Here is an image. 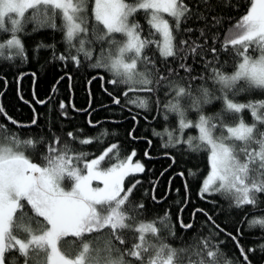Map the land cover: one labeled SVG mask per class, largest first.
Masks as SVG:
<instances>
[{
    "label": "snow or ice",
    "instance_id": "1",
    "mask_svg": "<svg viewBox=\"0 0 264 264\" xmlns=\"http://www.w3.org/2000/svg\"><path fill=\"white\" fill-rule=\"evenodd\" d=\"M243 7L240 19L221 38V25L231 19L224 13L230 8L236 10L232 0H0V33L8 34L0 41V59L26 61L22 39L26 26L34 24L33 31L56 29L57 16L67 54L56 56L54 44L40 43L37 50L51 48L57 59L79 66L81 55L92 59L96 42L107 43L108 48H102L90 66L110 72L113 78L108 82L125 86L124 97L129 92L148 94L135 95L127 103L147 110L152 101L165 120L170 113L178 117L176 130H153L155 136L168 137L163 146L186 145L191 152L209 153L210 171L202 182L201 198L218 193L236 208L255 206L258 194H264V100L240 103L236 97L264 92V0H247ZM137 13L143 14L149 26L146 35L134 19ZM152 46L163 58L159 66L145 51ZM222 56L232 58L231 71H225L228 60ZM200 64L202 73L194 67ZM161 89L170 98L163 112L158 96L153 100ZM215 101L222 104L220 112L206 115L205 107ZM113 102L120 104V99L113 98ZM60 108H65L63 102ZM245 109L253 117L250 124L241 116ZM189 112L196 113L195 122L189 119ZM0 115L17 127H39L35 111L29 125L8 117L2 105ZM89 125L96 126L91 120ZM188 127L197 128L199 135L185 139L183 130ZM67 136L84 145L107 137L108 132L83 139L73 132ZM41 146L46 153L43 164L25 155L28 148L35 151ZM135 156L133 150L121 159L119 146L113 143L89 159V153L61 144L54 133L50 141L42 136L21 141L0 124V264H18L11 253H17L22 264H233L222 251V242H214L224 229L204 209H194L192 221L201 213L217 231L193 237V243L182 248L170 246L159 235L157 223L171 231L167 214L159 221L138 219L145 206L143 202L133 204L130 197L140 181L130 180L127 187L124 183L126 177L144 171L141 162L133 163ZM195 175L189 170V176ZM152 199L156 201L155 195ZM248 224L264 228V219L254 218ZM180 227L187 231L193 222L185 224L181 219ZM125 231L134 233L130 245H126ZM93 233L97 241L104 238L103 249L93 248L92 239L86 238ZM226 235L236 243L246 264H251L237 239L239 229L237 236ZM68 237L80 239L75 254L61 250V240ZM259 248L264 250V244Z\"/></svg>",
    "mask_w": 264,
    "mask_h": 264
},
{
    "label": "trees",
    "instance_id": "2",
    "mask_svg": "<svg viewBox=\"0 0 264 264\" xmlns=\"http://www.w3.org/2000/svg\"><path fill=\"white\" fill-rule=\"evenodd\" d=\"M247 0H232L236 10L228 9L224 15L231 17L221 25L219 32L222 38L224 32L231 27L244 13L243 7ZM91 8L92 5L90 4ZM135 19L144 29V35L149 31V26L142 13H137ZM56 29L42 27L33 31L34 24H28L22 39L24 42L27 60L17 58L13 61L0 59V105L8 117L23 124L29 125L33 119L34 111L39 127H17L9 123L3 115H0V124L5 125L9 134H16L21 141L44 137L50 141L52 134L60 137L61 144L68 143L74 150L89 153V159L100 155L108 146L113 143L119 146V156L124 158L135 150V160L140 161L144 166L142 173L128 176L125 179V187L129 181L139 180L140 184L134 190L130 199L133 204L143 202V214L138 216L139 220L151 222L162 220L165 215L170 218L171 231L168 228H160L159 235L167 244L174 248L186 247L193 243V237L201 238L215 233L213 225L207 221V217L197 213L195 221H192V212L196 208L206 210L212 215L223 232L215 236L214 242L220 243V247L228 260L233 264H246L236 243L226 235L232 233L237 236V229L240 235L237 236L240 245L248 254V261L251 264H264V250L259 245L264 244V228L259 224L249 227L248 221L252 219H264V194H258L255 206L245 205L242 208L231 206V201L220 194L208 195L202 199L200 191L203 180L210 171L209 153L207 151L191 152L186 145L179 148H165L163 145L168 137L153 135V130L163 133L167 128L169 131L178 128V117L174 113L168 114L167 120L163 115L158 114L157 106L150 101L149 108L141 109L134 104L127 103L128 98L135 95L145 96L147 93L129 92L128 97L123 96L125 86L113 85L108 81L113 76L104 68H93L90 65L99 58L101 49H107L108 44L96 42L92 47V59L86 60L81 55L80 65L77 66L71 61L57 59L56 56L67 54V44L64 40V33L61 31V19L56 18ZM94 19L90 20L89 30L91 32ZM7 26V22H6ZM102 27V26H101ZM116 39H121L120 34H115ZM8 38L7 33H0V41ZM155 38V37H154ZM55 45L53 49L41 48L37 45ZM75 50H73L74 52ZM159 66L162 63L158 50L152 46L145 50ZM252 51L251 49L249 50ZM227 59L225 71H231L232 58ZM175 66V65H173ZM196 67L197 72H203V65ZM35 73V76L32 74ZM183 75V72H181ZM205 75H207L205 73ZM71 77V80L68 77ZM63 77V79H61ZM103 77V79H100ZM198 83V82H197ZM158 96L160 101V112H163V105L167 103L164 90L161 89L154 94L153 100ZM113 98H119L120 104H115ZM47 101L39 104L36 101ZM237 102L247 103L249 100H264V92L252 91L241 93L236 97ZM65 105L60 108V103ZM222 104L215 101L204 109L206 115L220 112ZM189 119L196 121L195 112H189ZM246 123H252L251 112L245 109L241 113ZM135 117V120L133 119ZM92 121L95 127L89 125ZM97 122H100L97 125ZM103 130H107L108 136L93 140L90 144L81 145L78 141L70 140L68 132H73L79 138H92ZM131 133V135H130ZM198 129L188 127L183 130V136H198ZM135 137V139H133ZM151 141V144L148 142ZM147 153V156L145 155ZM43 146L33 151L28 148L25 155L33 159V162L43 164L42 156L45 155ZM115 162V160H113ZM104 166H107L106 164ZM189 170L195 172L194 177L189 176ZM183 173L184 175H179ZM187 182V189H185ZM67 184V181L65 182ZM177 189L179 192L177 193ZM154 190V191H153ZM155 195L156 201L152 197ZM214 201L215 203H212ZM183 209V211H181ZM31 214V213H30ZM185 224L193 222V228L187 231L180 227V220ZM167 223V221H165ZM107 231L106 229L104 230ZM174 233V234H173ZM97 234L93 233L86 238L92 239V247L103 249L104 238L99 241L95 239ZM126 245H130L134 239V233L125 231ZM61 250H70L75 254L80 249V239L68 237L60 242ZM248 249H254L248 252ZM18 264H22V258L17 253ZM101 255H104L101 252Z\"/></svg>",
    "mask_w": 264,
    "mask_h": 264
},
{
    "label": "rangeland",
    "instance_id": "3",
    "mask_svg": "<svg viewBox=\"0 0 264 264\" xmlns=\"http://www.w3.org/2000/svg\"><path fill=\"white\" fill-rule=\"evenodd\" d=\"M164 15H165V18H168V17H167V14H164ZM134 19H135V18H134ZM136 20H137V19H136ZM109 73H110V72H109ZM110 74H111V73H110ZM111 75H112V74H111ZM198 134H199V133H198ZM130 154H131V153H130ZM130 154H129V155H130ZM127 156H128V155H127ZM136 162H140V161L135 160L134 157H133V163H136ZM208 175H209V173H208ZM208 175H207V176H208ZM96 183H97V182L94 181V182H93V186H95ZM201 188H202V187H201Z\"/></svg>",
    "mask_w": 264,
    "mask_h": 264
}]
</instances>
